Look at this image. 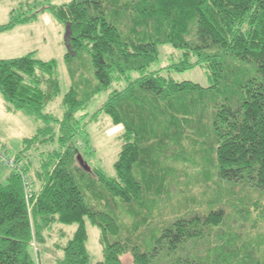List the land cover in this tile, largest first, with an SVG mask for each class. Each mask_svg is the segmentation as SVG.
<instances>
[{
  "label": "trees",
  "instance_id": "trees-1",
  "mask_svg": "<svg viewBox=\"0 0 264 264\" xmlns=\"http://www.w3.org/2000/svg\"><path fill=\"white\" fill-rule=\"evenodd\" d=\"M43 9L68 26L72 85L55 116L46 107L60 95L57 60L33 51L0 59L6 108L42 122L13 156L18 168L0 177V264H41L32 242L42 244L56 223L75 225L57 264H126L125 256L130 264H264V237L226 228L222 209L159 216L161 197L171 200L188 167H212L230 184V204L241 189L243 206L249 193L264 198V0H68ZM32 10L11 9L0 32L33 20ZM162 45L179 51L177 61L151 69ZM84 53L89 79L76 61ZM196 67L208 86L168 75ZM102 91L105 101L81 124L78 113ZM99 113L122 126L113 176L83 159L92 153L85 127ZM259 200L247 206L258 209ZM86 220L98 229L96 261Z\"/></svg>",
  "mask_w": 264,
  "mask_h": 264
},
{
  "label": "rangeland",
  "instance_id": "rangeland-1",
  "mask_svg": "<svg viewBox=\"0 0 264 264\" xmlns=\"http://www.w3.org/2000/svg\"><path fill=\"white\" fill-rule=\"evenodd\" d=\"M66 1L68 0H45L41 1L42 3L40 4H36L37 9H34L32 5L29 6V10L27 5L20 6V0H0V24L8 20L11 9H15L16 13L23 15L31 13L32 9V12L36 11V19L26 23V25L19 30V34L13 32L12 34L2 35V38H0V51L6 52L3 53L5 54L3 58H11L13 56H20L29 51L37 50L35 55L37 58L44 61L51 58L57 60L60 95L47 105L46 111L58 117L63 113L61 97L72 85V80L67 72L66 64L63 61V55L67 51L65 28L52 17L47 9L42 10V6L46 3L58 5ZM177 55H179L177 49L169 45H162L159 47L158 61L152 64L150 68L157 69L175 62L177 61ZM76 61L80 66V70H82L81 74L84 76L82 78L89 79L87 76H91V69L87 53L82 54ZM168 75L176 82L189 81L199 84L202 87H206L210 84L207 73L204 69L199 67L183 71H171ZM107 93V91H102L96 94L94 98L85 105L84 109L78 113V116L81 114L83 115L81 124L85 121L87 122L90 115H92L105 101ZM41 125L42 122H36L32 117L22 111L6 112L2 109L0 103V147L2 152L4 154L6 153L10 159L14 160L13 156L22 148V140L32 137L36 133L37 127ZM85 130L92 147V153L84 155L83 159L90 168L98 167L106 175L113 176V164L122 143L119 139L122 126L112 124L107 115L99 113L95 116V119L87 123ZM162 152L164 151H158L157 153L158 162L161 161V165L164 166L168 161L167 159H162ZM28 153H31V151L29 150ZM9 168L12 169L13 167L9 166ZM8 169L0 171L1 178H4L8 174L10 171ZM170 172H168L169 177L164 178V181L167 183L170 182L171 179H174V176H170ZM186 173V176H182L179 182L180 185H176L178 188L174 187L172 189L170 201L165 200L167 197L166 195L161 197L159 203V216L163 220L170 222L173 221L176 216L188 212H197L200 215H204L210 211L222 209L226 214L223 223L226 228L231 227L232 231L234 229L242 230L244 235H249L251 238H254L256 235L264 237V198L261 196L257 198L253 192L252 194L249 193L248 203L260 199L258 209H250V207L247 206V202L245 206L242 205L243 201H241V197L246 191L241 189V192H238V195L235 197L238 201H233V204H230L229 201L226 202L225 199L223 200L225 197V190L228 186L230 187V184L228 185L224 182L216 181L217 177L212 167L204 172H198L196 167H188ZM32 174V171L28 173L29 178L33 177ZM205 175L208 176L207 180H205ZM238 187L236 190H239ZM227 194L228 190L226 195ZM121 215L124 214L121 213ZM119 216L118 213L117 217L119 218ZM74 229V224L65 225L56 223L51 230L45 232V239L42 244L38 246V244L34 245V242H32L33 251L39 252L41 264H57L56 259L61 256L58 245L65 244ZM86 230L88 235L86 248L90 254L91 260H99L101 258V247L98 242V229L86 220ZM124 262L130 264L129 256H125Z\"/></svg>",
  "mask_w": 264,
  "mask_h": 264
},
{
  "label": "crops",
  "instance_id": "crops-1",
  "mask_svg": "<svg viewBox=\"0 0 264 264\" xmlns=\"http://www.w3.org/2000/svg\"><path fill=\"white\" fill-rule=\"evenodd\" d=\"M36 17L37 16H35V18L33 19V20H31V21H34L35 19H36ZM9 19V18H8ZM8 21V20H7ZM6 21V22H7ZM5 23V22H4ZM26 23H28V22H26ZM26 23H24V24H18V25H16V26H14L13 28H11V29H9V30H6V31H3V32H0V38H2V35L4 36V34H12L13 32L14 33H20L19 32V30H21L25 25H26ZM3 24V23H2ZM15 30H18V31H15ZM29 52H32V51H29ZM29 52H26L25 54H27V53H29ZM33 52H35V55H36V53H37V50H34ZM3 53H6V52H2V51H0V59H5V58H3L4 57V55L5 54H3ZM22 55H24V54H22ZM22 55H20V56H22ZM7 57H9V56H7ZM14 57V56H13ZM13 57H11V58H13ZM18 57V56H17ZM37 58V57H36ZM39 59V58H38ZM52 59V58H51ZM0 103H1V107H2V109L3 110H5L6 112H13V111H10V110H8L7 108H6V106H5V104H4V102H3V99H2V97L0 96ZM6 154V153H5ZM7 155V154H6ZM8 156V155H7ZM9 157V156H8ZM9 168V166H7V165H5L1 160H0V171H3L4 169L6 170V169H8ZM8 170H11V168H9ZM10 172V171H9ZM9 172H8V174H9Z\"/></svg>",
  "mask_w": 264,
  "mask_h": 264
},
{
  "label": "built area",
  "instance_id": "built-area-1",
  "mask_svg": "<svg viewBox=\"0 0 264 264\" xmlns=\"http://www.w3.org/2000/svg\"><path fill=\"white\" fill-rule=\"evenodd\" d=\"M0 160L7 166H10V167H16L18 168V166L15 164L14 160L10 159V157H7L1 150V147H0ZM24 184L26 185V182H24Z\"/></svg>",
  "mask_w": 264,
  "mask_h": 264
},
{
  "label": "water",
  "instance_id": "water-1",
  "mask_svg": "<svg viewBox=\"0 0 264 264\" xmlns=\"http://www.w3.org/2000/svg\"><path fill=\"white\" fill-rule=\"evenodd\" d=\"M67 27L68 26H66L65 35H67V33H68V28Z\"/></svg>",
  "mask_w": 264,
  "mask_h": 264
}]
</instances>
